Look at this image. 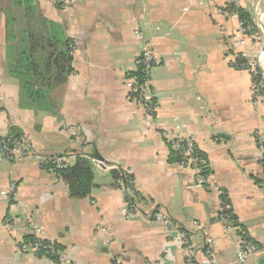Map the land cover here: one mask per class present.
Returning <instances> with one entry per match:
<instances>
[{
  "label": "crops",
  "instance_id": "obj_1",
  "mask_svg": "<svg viewBox=\"0 0 264 264\" xmlns=\"http://www.w3.org/2000/svg\"><path fill=\"white\" fill-rule=\"evenodd\" d=\"M256 3L264 10V0H239V7L252 16ZM0 6V140L24 137L68 165L94 150L103 163L91 160L90 194L74 199L43 162L0 158V192L9 194L0 199V264H54L19 251L34 228L76 264H184V233L198 257L211 239L217 264H240L236 245L245 236L259 253L244 264H264V88L261 75L236 64L237 57L253 59L259 45L233 48L239 17L226 9L227 0H1ZM255 32L264 47V28ZM68 42L75 50L59 92L31 86L33 77L19 65L28 64L32 46L52 43L61 53ZM146 43L156 59L149 113L125 87ZM50 96L58 97L55 110ZM174 134L200 151L201 187L197 171L172 156ZM119 169L132 178V207L112 175ZM218 189L230 204L233 229L218 221Z\"/></svg>",
  "mask_w": 264,
  "mask_h": 264
},
{
  "label": "built area",
  "instance_id": "obj_2",
  "mask_svg": "<svg viewBox=\"0 0 264 264\" xmlns=\"http://www.w3.org/2000/svg\"><path fill=\"white\" fill-rule=\"evenodd\" d=\"M1 1V0H0ZM227 4L232 7L230 14L232 17L236 18L238 16L237 9L239 7V0H227ZM1 7V6H0ZM260 11L264 13V10ZM263 19V18H261ZM264 19L262 20V23ZM260 23V18H259ZM236 37H234L231 42L233 48H243L251 42L257 36L250 35L247 36V28L245 23L239 22L236 28ZM135 36L140 38L139 32L135 31ZM255 36V37H254ZM264 40V39H263ZM70 50H75L74 44L69 46ZM246 55V54H244ZM156 63L155 55L152 50L150 43L145 44V48L139 58L137 59L136 71L130 75L125 81V87L128 91L131 101L137 103L148 113L152 110L151 98H150V70L152 66ZM240 68L245 69L257 76L261 75L264 78V47L260 46L257 54L253 59H247V62L241 63ZM169 144L172 151L178 155L184 163V165H189L197 171L196 184L198 187L204 183V177L201 173V159L199 157L198 148L186 139L180 138L178 135L174 134L169 137ZM0 158L6 161L14 159H28L34 158L38 162H43L45 165H50L52 172L54 173L56 179L61 181L60 171L68 166V162L64 157L61 156H44L42 155L36 147L30 143L24 137L9 138L0 140ZM262 160H264V155H262ZM95 166L102 163L98 160H93ZM119 176L115 183L117 189L126 196L127 205L132 207L131 196L135 193L133 188V181L129 178L127 173L119 171ZM13 188V186H12ZM220 209L217 215L218 221L223 224L226 229H233L234 227V216L231 212L230 204L226 201V195L220 189L217 190ZM9 194L0 192V199H7ZM128 218L132 217V211L128 209ZM155 221L162 226L166 225V219L163 215L157 214L154 217ZM180 243L182 250L184 252V264H217L213 257L211 250V239H206V248L201 252L198 257L199 249L193 243L189 242L188 235H180ZM19 251L21 253H30L32 255H37L40 251H43V255L51 261H55L54 264H76L71 261L53 241L49 240L45 232L41 228H34L33 240L26 243H21L19 246ZM259 253V249L256 244H254L250 239L245 236H241L236 245V261L240 264H244L250 257Z\"/></svg>",
  "mask_w": 264,
  "mask_h": 264
},
{
  "label": "trees",
  "instance_id": "obj_3",
  "mask_svg": "<svg viewBox=\"0 0 264 264\" xmlns=\"http://www.w3.org/2000/svg\"><path fill=\"white\" fill-rule=\"evenodd\" d=\"M228 11L232 10V7L228 6L226 8ZM237 14L240 21H243L247 28V36L253 35L255 32V27L251 22L250 15L246 13L245 10L238 7ZM32 37V34L29 33ZM40 45V46H39ZM71 42H68L66 45V51L58 53L57 47L52 43H47L46 45L37 44L36 46H32V51H30V58L28 60V64L25 66L19 65V69L24 70L30 79L28 82L31 86L38 87L40 89H46L52 94L58 93L61 87L66 82V78L71 71V62L72 56H70V48ZM45 48V49H44ZM45 50L46 57L43 58V61H38L35 56L38 51ZM34 54V58H33ZM236 64L239 65L247 62L245 59H241L240 57L236 58ZM57 91V92H56ZM57 96L47 97L48 102L52 106V110L56 109ZM18 138V137H14ZM83 149V146H82ZM172 156L178 161L180 158L174 151H172ZM199 157H201V153L199 151ZM99 160L97 153L92 150L89 153L81 151L77 154L75 161L72 165H68L66 168L60 171L59 175L61 181L67 186L68 193L71 198L74 199H83L90 194V191L93 187V169L91 160ZM202 160V159H201ZM52 168L50 165H47ZM201 168V165H200ZM202 174L204 172L202 171ZM112 175L116 181L119 176L118 171H113ZM130 179H132L129 176ZM117 186V185H116ZM136 194V193H134ZM33 240V237H28V241ZM43 251H40L38 255H43Z\"/></svg>",
  "mask_w": 264,
  "mask_h": 264
},
{
  "label": "rangeland",
  "instance_id": "obj_4",
  "mask_svg": "<svg viewBox=\"0 0 264 264\" xmlns=\"http://www.w3.org/2000/svg\"><path fill=\"white\" fill-rule=\"evenodd\" d=\"M260 9L262 10L261 6L259 3H256L255 5H253L252 7V16L250 15V18H251V22L253 24V26L258 30L260 28H264V22L262 23V20L264 19V13H262L260 11ZM259 18H260V23H259ZM263 18V19H261ZM239 22H243V21H240ZM244 23V22H243ZM255 37V36H254ZM261 38L259 37H255V39L251 42V45H259V47L261 46ZM258 47V48H259ZM260 81L262 82L263 81V88H264V78L261 76L259 77ZM102 163V162H101ZM103 165V163H102ZM101 166L100 164L98 165V167ZM120 171V169H119Z\"/></svg>",
  "mask_w": 264,
  "mask_h": 264
}]
</instances>
